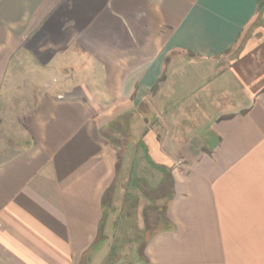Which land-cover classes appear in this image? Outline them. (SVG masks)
Instances as JSON below:
<instances>
[{
  "label": "crops",
  "instance_id": "crops-1",
  "mask_svg": "<svg viewBox=\"0 0 264 264\" xmlns=\"http://www.w3.org/2000/svg\"><path fill=\"white\" fill-rule=\"evenodd\" d=\"M0 146V264H264V0H0Z\"/></svg>",
  "mask_w": 264,
  "mask_h": 264
},
{
  "label": "rangeland",
  "instance_id": "rangeland-1",
  "mask_svg": "<svg viewBox=\"0 0 264 264\" xmlns=\"http://www.w3.org/2000/svg\"><path fill=\"white\" fill-rule=\"evenodd\" d=\"M189 90V89H188ZM190 91H191V89H190ZM5 123H7V121L5 122ZM136 145V144H135ZM134 145V146H135ZM13 145H11V144H8V148L9 149H11V148H13L12 147ZM16 146H18V147H20L21 145H18V144H16ZM1 148H2V146H0ZM18 147H16V148H18ZM137 148H139V145L137 144V146H136ZM6 154L5 153H0V158H3L4 156H5ZM137 163H138V160L136 161ZM156 174V179H154L153 181H152V183H155L157 180H158V178H159V173H155ZM142 187H144L145 188V186H142ZM149 188H151V191L150 192H148V191H146V190H143V188H142V191L143 192H147V193H149L150 195H152V197L153 198H155V196H154V193L156 192L155 191V186H151L150 187V185H149ZM153 192V193H152ZM132 198L133 197H130V202H129V206H131V213L133 214V213H139V210H141L140 208L137 210V208L139 207V205H138V203H136V201H134V200H132ZM135 199H136V197H135ZM158 202V201H157ZM163 201H160V203H162ZM153 203H154V200H153ZM159 203V202H158ZM110 205L108 204V207H109ZM115 210V209H114ZM149 211H148V213L151 215L150 216V218H151V221H153L154 222V220H155V218H156V211H155V209H148ZM111 212V210L109 209L108 210V208H107V212ZM121 218V222L119 223V225L117 226V231H114V233L113 234H117L116 236H119V237H117V239H115L116 240V242H115V244L116 243H120V244H124L125 245V247L124 248H122V249H119L118 251L119 252H122L123 250L124 251H126L127 253H129L131 256H137L138 255V246H139V244L143 241V240H145L146 238H148L149 237V235H150V231L149 230H144V228H143V217H142V215H140V216H138V217H127V216H121L120 217ZM111 220V215H109V213H107V216H106V218H105V220ZM129 219H130V221H134L133 222V225H132V227H129L127 224L129 223L128 221H129ZM128 220V221H127ZM124 221H125V223H124ZM137 221H138V223H137ZM123 223H124V225H123ZM134 223L136 224V225H134ZM108 225V224H107ZM107 225H105L106 226V231L108 230L109 231V229L111 230V228H113L114 226H111V224L109 225V226H107ZM133 226H135V228H133ZM108 227V228H107ZM114 230V229H113ZM116 232V233H115ZM110 233H112V232H107V234H110ZM125 233V234H124ZM124 236H126V237H131L132 236V239L133 240H131V241H127V242H125V241H123V238L122 237H124ZM118 241V242H117ZM126 245L128 246H130V248H128V247H126ZM105 264H107V263H105Z\"/></svg>",
  "mask_w": 264,
  "mask_h": 264
},
{
  "label": "built area",
  "instance_id": "built-area-1",
  "mask_svg": "<svg viewBox=\"0 0 264 264\" xmlns=\"http://www.w3.org/2000/svg\"><path fill=\"white\" fill-rule=\"evenodd\" d=\"M0 225H1V222H0Z\"/></svg>",
  "mask_w": 264,
  "mask_h": 264
}]
</instances>
